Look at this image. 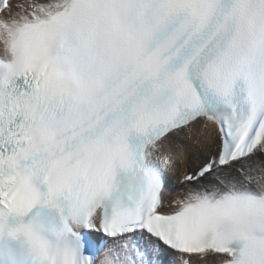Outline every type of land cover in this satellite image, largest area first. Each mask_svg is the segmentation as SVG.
I'll return each instance as SVG.
<instances>
[{
    "label": "snow or ice",
    "instance_id": "1",
    "mask_svg": "<svg viewBox=\"0 0 264 264\" xmlns=\"http://www.w3.org/2000/svg\"><path fill=\"white\" fill-rule=\"evenodd\" d=\"M0 264H264V0H0Z\"/></svg>",
    "mask_w": 264,
    "mask_h": 264
}]
</instances>
